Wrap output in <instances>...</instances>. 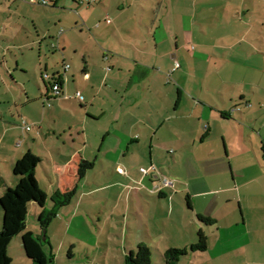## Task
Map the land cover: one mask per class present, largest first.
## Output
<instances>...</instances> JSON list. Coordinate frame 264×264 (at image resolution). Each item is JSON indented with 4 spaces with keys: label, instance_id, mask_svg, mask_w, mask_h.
I'll use <instances>...</instances> for the list:
<instances>
[{
    "label": "crops",
    "instance_id": "obj_1",
    "mask_svg": "<svg viewBox=\"0 0 264 264\" xmlns=\"http://www.w3.org/2000/svg\"><path fill=\"white\" fill-rule=\"evenodd\" d=\"M27 155L46 197L27 221L123 220L125 254L264 264V0H0V199Z\"/></svg>",
    "mask_w": 264,
    "mask_h": 264
},
{
    "label": "trees",
    "instance_id": "obj_2",
    "mask_svg": "<svg viewBox=\"0 0 264 264\" xmlns=\"http://www.w3.org/2000/svg\"><path fill=\"white\" fill-rule=\"evenodd\" d=\"M39 162V159L32 155H27L14 165L13 173L18 179L16 188L8 189L0 199L3 215L0 245L22 235L25 254L32 264H52V261L44 251L43 239L47 243L49 242L47 231L57 216L56 212L44 211L38 217L41 229L39 235L26 229L29 203L34 201L43 206L46 201V197L40 189L35 176ZM91 167V164L81 165L79 169L80 177L83 178L86 171ZM74 196L75 191H70L62 195H56L53 201L56 203L59 200L58 207H65L71 203ZM207 249L208 244L205 236L199 234L198 244L192 246L191 250L203 252ZM72 255V249H70L68 256L71 258L73 257ZM186 255H188V250L186 249H170L163 255V261L165 264H177ZM124 264H153L152 250L148 246L140 245L137 251L126 255Z\"/></svg>",
    "mask_w": 264,
    "mask_h": 264
},
{
    "label": "rangeland",
    "instance_id": "obj_3",
    "mask_svg": "<svg viewBox=\"0 0 264 264\" xmlns=\"http://www.w3.org/2000/svg\"><path fill=\"white\" fill-rule=\"evenodd\" d=\"M95 203L100 206V200ZM31 214L27 221L30 229L39 231L40 225L38 219ZM61 220L56 218L53 220L50 228H48L49 242H44V251L52 264H124L125 263V247H128L126 236L123 228L119 229L114 224H122L123 220H115L113 222L99 221L96 216L95 222L89 221L90 227L81 224V221L73 222L71 220ZM119 219V218H118ZM3 215L0 207V233L2 232ZM99 228L106 229L101 232ZM41 230V229H40ZM130 233V232H129ZM128 233V234H129ZM132 232L129 234L131 235ZM133 237V236H130ZM142 238V236H140ZM99 243V244H97ZM71 244L75 245L73 248ZM133 251H137L140 246L138 243L131 244ZM72 247V248H71ZM72 249V256L68 253ZM191 251V250H190ZM13 264H32V262L24 255V246L22 240L19 248L13 249ZM152 258L155 264H164L163 258L156 248L152 251ZM153 261V260H152Z\"/></svg>",
    "mask_w": 264,
    "mask_h": 264
},
{
    "label": "built area",
    "instance_id": "obj_4",
    "mask_svg": "<svg viewBox=\"0 0 264 264\" xmlns=\"http://www.w3.org/2000/svg\"><path fill=\"white\" fill-rule=\"evenodd\" d=\"M88 4L92 3V2H95L96 0H85ZM176 68L179 67V64L176 63L175 64ZM69 68V65L68 66H65V69H68ZM46 78H48V75H45ZM61 90H62V87H61V81H57L55 82L54 84H52V92L55 96H61ZM78 100H80L81 102L84 101V97L82 96V94L80 92H78L75 96ZM24 127L26 128L27 131H31L32 130V125L30 124H27L25 121H24ZM142 172L144 174H148L149 173V170L147 169H143ZM163 184L165 186H172V181H170L169 179L167 178H164L163 179Z\"/></svg>",
    "mask_w": 264,
    "mask_h": 264
},
{
    "label": "water",
    "instance_id": "obj_5",
    "mask_svg": "<svg viewBox=\"0 0 264 264\" xmlns=\"http://www.w3.org/2000/svg\"><path fill=\"white\" fill-rule=\"evenodd\" d=\"M43 240H45V239H43Z\"/></svg>",
    "mask_w": 264,
    "mask_h": 264
}]
</instances>
